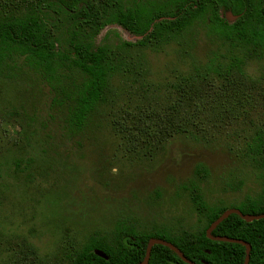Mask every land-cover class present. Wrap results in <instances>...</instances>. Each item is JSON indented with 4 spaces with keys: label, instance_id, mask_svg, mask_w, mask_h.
Wrapping results in <instances>:
<instances>
[{
    "label": "trees",
    "instance_id": "1",
    "mask_svg": "<svg viewBox=\"0 0 264 264\" xmlns=\"http://www.w3.org/2000/svg\"><path fill=\"white\" fill-rule=\"evenodd\" d=\"M113 25L137 39L118 37L109 42L107 32L99 40L100 33ZM197 25L220 43L208 60L193 57L189 69L165 86L141 81L146 66L139 51L169 44ZM257 50L264 52V0H0V79L16 75L22 58V65L49 87L50 111L60 117L67 136L83 134L102 105L114 104V99L139 83L154 98L155 106L147 110L154 114L156 127L165 123L167 138L181 134L199 140V133L206 134L212 126L211 132L217 133L245 123L244 154L264 181V111L257 119L252 114L248 121L244 118V104L250 103L252 111L255 102L244 87V65ZM118 77L122 85L115 83ZM145 112L141 110L140 118ZM145 130L142 127L140 132ZM196 173L200 178L209 174L204 165ZM183 188L205 220L196 231L172 236L165 230L141 231L130 221L119 220L112 231H95L77 248L64 246L54 264H137L144 259L151 237L172 242L199 264H244L243 244L210 239L206 230L229 207L246 214L264 213V189L237 206H225L209 204L196 179ZM213 234L250 242L249 264H264V218L247 222L231 214ZM26 247L6 264H40L35 262L39 260L36 250ZM148 264L189 263L168 246L155 244Z\"/></svg>",
    "mask_w": 264,
    "mask_h": 264
},
{
    "label": "rangeland",
    "instance_id": "2",
    "mask_svg": "<svg viewBox=\"0 0 264 264\" xmlns=\"http://www.w3.org/2000/svg\"><path fill=\"white\" fill-rule=\"evenodd\" d=\"M107 32L109 42L137 39L118 25L106 27L98 39ZM219 45L197 25L169 44L147 47L137 54L145 57L141 81L165 86L189 69L193 57L205 62ZM18 61L16 75L0 79V264L14 260L26 244L36 250V263L54 264L64 246L77 248L95 231H112L119 220L172 236L194 232L205 220L183 188L192 179L211 205H238L263 191L260 171L244 154L245 123L228 132H211L212 126L199 140L167 138L165 123L156 127L147 110L154 98L137 83L114 104L102 105L88 130L71 138L50 111L49 87ZM244 69V87L255 99L252 111L244 104L248 121L264 111V52L246 57ZM141 110L146 116L140 118ZM200 165L208 176H198Z\"/></svg>",
    "mask_w": 264,
    "mask_h": 264
},
{
    "label": "water",
    "instance_id": "3",
    "mask_svg": "<svg viewBox=\"0 0 264 264\" xmlns=\"http://www.w3.org/2000/svg\"><path fill=\"white\" fill-rule=\"evenodd\" d=\"M231 214H238L241 218H243L247 222H251V221L256 220V219L264 218V213L246 214V213H243L239 208H235V207L228 208L206 230V235L210 239L218 240V241H229V242H235V243L243 244L246 248V256H245L244 264H249L250 253H251V248H252L250 242L245 241V240L240 239V238H234V237H229V236H224V235H214L213 234V231L218 226V224H220L224 219H226ZM155 244H162V245L168 246L173 251H175L182 260H184L185 262H187L189 264H199V263H196L195 261L189 259L188 257H186L185 254L182 252V250L179 247H177L175 244H173L172 242L165 240V239H162V238H157V237H151L149 239L148 244H147V248H146L145 257L141 262H139L137 264H148L149 263L151 250ZM96 253L101 255V256L107 257L106 254L102 250H96ZM202 262L204 264H208L206 261H202Z\"/></svg>",
    "mask_w": 264,
    "mask_h": 264
},
{
    "label": "flooded vegetation",
    "instance_id": "4",
    "mask_svg": "<svg viewBox=\"0 0 264 264\" xmlns=\"http://www.w3.org/2000/svg\"><path fill=\"white\" fill-rule=\"evenodd\" d=\"M243 201V200H242ZM235 206H237V205H235ZM229 208H232V207H229ZM235 208H238V207H235ZM203 263V262H202ZM204 264V263H203Z\"/></svg>",
    "mask_w": 264,
    "mask_h": 264
}]
</instances>
